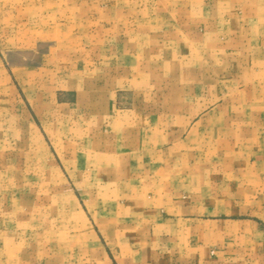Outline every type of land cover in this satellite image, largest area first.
I'll use <instances>...</instances> for the list:
<instances>
[{
	"label": "crops",
	"instance_id": "0c3cea01",
	"mask_svg": "<svg viewBox=\"0 0 264 264\" xmlns=\"http://www.w3.org/2000/svg\"><path fill=\"white\" fill-rule=\"evenodd\" d=\"M0 264H264V0H0Z\"/></svg>",
	"mask_w": 264,
	"mask_h": 264
}]
</instances>
